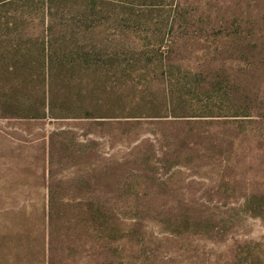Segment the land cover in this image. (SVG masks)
<instances>
[{"label":"rangeland","instance_id":"374dc122","mask_svg":"<svg viewBox=\"0 0 264 264\" xmlns=\"http://www.w3.org/2000/svg\"><path fill=\"white\" fill-rule=\"evenodd\" d=\"M0 264H264V0H0Z\"/></svg>","mask_w":264,"mask_h":264}]
</instances>
